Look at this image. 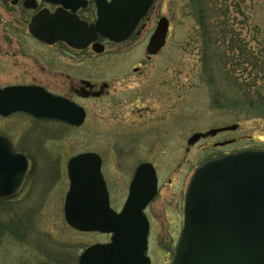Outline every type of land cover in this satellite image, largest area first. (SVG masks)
<instances>
[{
    "label": "rangeland",
    "instance_id": "1",
    "mask_svg": "<svg viewBox=\"0 0 264 264\" xmlns=\"http://www.w3.org/2000/svg\"><path fill=\"white\" fill-rule=\"evenodd\" d=\"M201 8L207 31L210 28L213 41L218 40L207 56L198 18ZM160 9L171 28L159 57L148 62L146 50L134 45L115 64L85 58L81 78L107 81L115 93L101 104L83 102L89 116L83 128L29 124L24 116L0 119V132L10 134L31 154V172L22 192L14 202L0 205V264H76L85 248L110 241L108 235L76 232L65 221L66 167L80 153L105 155L104 174L117 210L126 201L138 162H153L161 190L150 212L163 214L167 230L173 224L182 227L184 216L177 218V205L183 209L190 180L203 162L223 153L264 151L263 104H248L242 89L253 85L254 65L259 71L264 63V0H165ZM242 55L252 59H239ZM140 63L147 65L145 71L134 73ZM146 107L144 115L137 112ZM130 122L161 130L136 136L127 128ZM232 125L238 130L194 146L188 143L195 134ZM25 132L30 133L13 136ZM52 137L56 139L49 143ZM221 141L229 142L218 149L215 144ZM114 150L122 155L121 164L111 156ZM134 156L137 162L129 168ZM55 157L60 166L52 173L49 165ZM26 218H32L28 232L20 231L17 223ZM154 257V264H172L158 254Z\"/></svg>",
    "mask_w": 264,
    "mask_h": 264
},
{
    "label": "water",
    "instance_id": "2",
    "mask_svg": "<svg viewBox=\"0 0 264 264\" xmlns=\"http://www.w3.org/2000/svg\"><path fill=\"white\" fill-rule=\"evenodd\" d=\"M103 4L98 30L121 42L146 16L154 0H113ZM169 21L161 19L148 52L158 54L166 45ZM27 112L39 119L81 126L83 109L39 92H0V115ZM238 126L196 134L195 144L206 136L235 131ZM29 162L0 135V201L14 197L22 187ZM70 189L64 214L72 229L112 235L107 244L89 247L78 264H151L147 256L150 225L145 209L158 194L153 167L141 165L120 213L111 206L102 162L95 154L73 158L67 167ZM184 228L173 264H264V151H246L209 161L190 181Z\"/></svg>",
    "mask_w": 264,
    "mask_h": 264
},
{
    "label": "flooded vegetation",
    "instance_id": "3",
    "mask_svg": "<svg viewBox=\"0 0 264 264\" xmlns=\"http://www.w3.org/2000/svg\"><path fill=\"white\" fill-rule=\"evenodd\" d=\"M112 1L113 0H0V92L6 90H32V92L44 93L67 101L83 109L86 114L83 125L79 127L63 121L54 120V118L39 119L23 111L11 113L8 116L0 115V119L4 120L14 116H24L29 124H33L34 122L51 123L53 126L55 124L68 129H81L87 124L89 118V116H87V109L83 106V102L96 101L98 104H101L109 97H114L115 93L113 85L107 81H92V79L81 78L83 62L86 57L89 58L91 62L95 61L102 63L108 61L110 64H115L118 56L125 55V52H129L130 48L134 45H138L142 50H146V61L148 62L159 57L162 50L156 55H151L148 52V47L158 29L161 19L167 18L160 11L165 0H154L148 13L139 21L133 33L126 40L121 42H117L102 35L98 30V24L102 17L103 4L106 3V5H109L113 3ZM157 3L160 5L158 10H156ZM168 21L169 31L167 39L171 28V21L169 19ZM146 66L145 63H140L138 66L134 67L132 71L138 74L143 73ZM110 107L111 109L114 108V102H112ZM147 109L148 107L140 108L137 112L144 115L145 111L148 112ZM102 111L103 110L100 109L98 115L103 113ZM133 123L134 122H130L127 128L135 130L136 136H147L151 130L152 132L161 130L159 127L154 126L152 128H141V126H135ZM32 131L35 132L34 130ZM32 131L30 130V132ZM30 132L19 133L13 136L24 137L28 136ZM0 135L8 139L13 150L26 157L29 162L25 181L20 190H18V193L8 200L0 201V205H6L14 202V200L18 198L22 192L21 190H23L28 181L27 179L31 172V154L26 153L25 150H21L14 140L8 137L11 136L10 134L0 132ZM218 135L215 137L202 138L198 143L203 140H208L209 138H217ZM53 137L49 143H53L54 139H56ZM228 142L229 141L217 142L215 146L219 149L224 146L223 144ZM190 148H188V150H190ZM60 152L62 153V151ZM113 152L114 154L111 156L116 158L121 164L123 158L119 150L117 152L114 150ZM62 154L57 155V157ZM84 154H95L100 157L102 162L101 172L109 192L112 207V194L104 174V167L107 163L105 155L96 152H83L76 155V157ZM229 154L232 153L215 155L206 162H203L201 166L211 160L220 159ZM57 157H55L53 163L49 165V169H51L50 171L52 173H56L57 168L60 166ZM76 157L73 156L69 159L67 167L69 166V162ZM133 158L134 159H129V161H132V163L128 164L129 168H132L134 166L133 164L137 162H135L136 156ZM143 164L151 165L155 171L158 179V194L156 196V198H158L161 184L157 166L151 161H140L136 167L135 174L137 169ZM67 174L69 177L68 168ZM68 179V188L70 189V178ZM186 196L184 202L186 201ZM66 197L64 198L65 201ZM156 198L150 204H152ZM150 207L151 205H148L144 211L150 224L147 255L151 259L152 264L157 261L154 254L163 256V259H166L167 262V259L173 262L183 224L180 229H177V224H173V227L166 230L164 225L165 219L162 218L163 214L162 216L161 214L153 215L154 213L150 212ZM112 208L118 212L122 209L117 210L114 207ZM184 208L185 203L182 210L180 204L177 205V213L174 212L177 214V218L179 214H183L184 216V213H181L184 212ZM30 220L32 221V218L19 220L17 228L20 231L28 232L27 228L28 224L31 222ZM27 232L21 233L24 234ZM87 248H85V250ZM165 253H167V256L164 255Z\"/></svg>",
    "mask_w": 264,
    "mask_h": 264
},
{
    "label": "trees",
    "instance_id": "4",
    "mask_svg": "<svg viewBox=\"0 0 264 264\" xmlns=\"http://www.w3.org/2000/svg\"><path fill=\"white\" fill-rule=\"evenodd\" d=\"M200 10H201V12H200L201 16L198 18H200V23H201L202 30H203V38H204V44H205L204 48L206 49L205 54L207 56L209 54L210 47L217 48L218 40L213 41V34H212V32H209L210 28H208V31H207L208 26L205 25V23H206L205 19H207V18L204 16V13H203L204 10L202 8ZM243 55L239 59H252L248 55H245V56H243ZM231 59L234 60V58H231ZM254 60H255V58H254ZM257 67L258 66L254 65L255 71L250 73V75H252L251 77H253V79H252L253 85H250L247 87L243 86L242 89L244 91V94L246 97L245 99H246L248 104H251V105H253L255 103L263 104L262 107H264V63H262V65H260L259 71H257V69H256ZM260 80H261V83H259Z\"/></svg>",
    "mask_w": 264,
    "mask_h": 264
}]
</instances>
